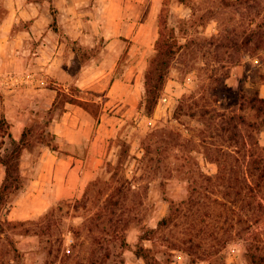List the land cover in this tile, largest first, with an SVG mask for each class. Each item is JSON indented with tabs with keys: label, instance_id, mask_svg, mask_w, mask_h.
I'll return each mask as SVG.
<instances>
[{
	"label": "rangeland",
	"instance_id": "rangeland-1",
	"mask_svg": "<svg viewBox=\"0 0 264 264\" xmlns=\"http://www.w3.org/2000/svg\"><path fill=\"white\" fill-rule=\"evenodd\" d=\"M157 22L175 53L152 116L143 96L155 41L133 56L144 62L141 98L95 177L40 213L1 219L0 264H264V180L252 163L264 156V128L237 118L252 113L237 110L233 94L250 93L260 74L250 55L264 61L254 49L264 42V0H164ZM248 29L253 42L237 51L232 41Z\"/></svg>",
	"mask_w": 264,
	"mask_h": 264
},
{
	"label": "crops",
	"instance_id": "crops-1",
	"mask_svg": "<svg viewBox=\"0 0 264 264\" xmlns=\"http://www.w3.org/2000/svg\"><path fill=\"white\" fill-rule=\"evenodd\" d=\"M0 1V155L32 127L19 157L29 179L0 211V220L12 221L74 196L95 177L108 139L138 107L144 62L133 56L156 40L164 0ZM250 56L260 68L250 92L264 97V61ZM64 93L99 103V115L77 102L59 105ZM43 127L56 149L39 136ZM5 175L0 160V187Z\"/></svg>",
	"mask_w": 264,
	"mask_h": 264
},
{
	"label": "trees",
	"instance_id": "trees-1",
	"mask_svg": "<svg viewBox=\"0 0 264 264\" xmlns=\"http://www.w3.org/2000/svg\"><path fill=\"white\" fill-rule=\"evenodd\" d=\"M259 28V25H258ZM249 31L243 35V38L239 41H232V46L237 50H241L247 46L251 42H253L255 30L248 29ZM159 36L155 40V48L157 53L150 61L149 68L145 70V81H144V100H143V110L147 116H152L153 110L157 104V101L160 97L161 91L163 89L164 78L166 74L167 68V58L172 57L175 53V49L168 45L164 46L162 42H160V30ZM254 49H262L264 48V42H257L254 46ZM236 93V95H235ZM233 94L238 101L237 110H245L248 108L252 113V118L247 119L246 116L242 113L237 112V118L241 122H246L247 126L253 130L260 131L264 128V97H261L258 93V90L255 88L252 92L247 93L239 90H233ZM65 101L77 102L83 105L87 110H89L94 117L99 115L100 105L95 101L83 100L80 98L73 97L69 94H63L59 97L58 104L63 105ZM220 117H225L224 113L220 114ZM233 118V116H232ZM34 128V126H33ZM217 130H223L224 126H222V122L215 127ZM220 128V129H219ZM227 128V127H225ZM0 129L5 130V125L3 118L0 119ZM32 127L27 128L23 133V136L20 140H11L10 144L6 148V152L3 156L0 155L1 162L5 165L6 175L3 181L2 186L0 187V208L6 202V195L10 191L12 187H17V184L21 182L22 175L20 173L19 168V157L22 153V150L25 146H31L32 142L30 141V133L32 132ZM39 133V132H38ZM39 136L43 139V141L51 148H57V142L55 140V136L51 134L44 127L41 128ZM255 164L254 169L258 172V182L264 180V156L257 157L253 160ZM107 213L113 212L111 209L106 210ZM104 215V213H101ZM1 223V221H0ZM111 227L112 223L107 224ZM2 229V228H1ZM192 236H189V241L192 242ZM204 240L200 238L197 241V244L194 247H201L204 245ZM207 246L210 247V243H207ZM192 248V246H191ZM145 258L146 255L143 254Z\"/></svg>",
	"mask_w": 264,
	"mask_h": 264
},
{
	"label": "built area",
	"instance_id": "built-area-1",
	"mask_svg": "<svg viewBox=\"0 0 264 264\" xmlns=\"http://www.w3.org/2000/svg\"><path fill=\"white\" fill-rule=\"evenodd\" d=\"M0 84H2V83H1V79H0ZM163 99H165V98H163ZM68 240H69V241H72L73 239H72L71 237H69Z\"/></svg>",
	"mask_w": 264,
	"mask_h": 264
}]
</instances>
